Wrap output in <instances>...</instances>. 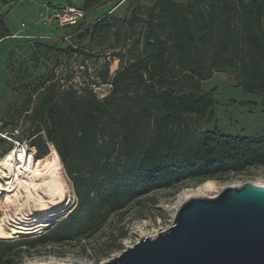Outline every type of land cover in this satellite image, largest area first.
Wrapping results in <instances>:
<instances>
[{
	"label": "trees",
	"instance_id": "16d2710c",
	"mask_svg": "<svg viewBox=\"0 0 264 264\" xmlns=\"http://www.w3.org/2000/svg\"><path fill=\"white\" fill-rule=\"evenodd\" d=\"M103 1L84 0L81 9L88 12ZM3 17L0 10V42L11 37ZM140 22L145 24V58L118 68L110 80V72L104 74L103 83L112 88L104 100L89 87L79 96L74 86L58 98L52 77L42 85L35 108L29 100L11 116L31 113L29 145L37 151L35 158L55 149L78 199L76 209L56 226L58 233L20 245L61 243L76 219L81 220L79 233L93 237L143 191L198 186L264 168V138L190 126L188 115L197 122L211 116L214 90L177 95L168 88L184 73L200 82L226 73L237 86L264 99V0H159L147 19L134 17L131 25ZM94 30H104L103 19ZM79 175L88 177L84 190ZM9 243L0 239V264L15 263Z\"/></svg>",
	"mask_w": 264,
	"mask_h": 264
},
{
	"label": "rangeland",
	"instance_id": "374dc122",
	"mask_svg": "<svg viewBox=\"0 0 264 264\" xmlns=\"http://www.w3.org/2000/svg\"><path fill=\"white\" fill-rule=\"evenodd\" d=\"M4 1L0 2V10L5 26L14 38L8 37L0 42V127L3 128L0 139L5 140L4 143L0 141V161L12 153L17 160L19 145H22L27 150L24 161L31 157L36 168L40 162L54 161L56 151L51 146L53 153L51 151L52 154L37 160V151L29 145L31 113L15 118L11 117L13 113L29 100L30 108H35L45 89L42 85L52 77L58 98L74 86L79 96L89 87L100 100H104L112 89L110 84L103 83L104 74L109 71L110 80L118 68L124 69L145 58L142 47L145 24L140 22L132 26L131 23L134 17L147 19L149 10L159 0H105L88 12L82 10L78 28L77 25L66 27L58 16L81 8L84 0ZM102 19L104 30L96 33L95 23ZM168 88L177 95L198 90L205 93L215 91L216 105L210 117L197 122L195 116H186L193 129L211 131L217 128L226 136L264 138V99L237 86L234 76L215 73L212 79L200 82L184 73ZM12 129L13 135L9 134ZM19 163L17 161V166ZM63 177L68 196L61 204L63 206L56 209L50 219L47 218L54 219L53 223L37 233L24 230L10 239H1L10 242L9 252L15 256L14 264H105L142 238L156 236L172 227L180 207L195 196L197 188L188 185L175 190L143 191L136 201L113 215L90 238L79 233L81 220L76 219L68 224V234L61 243H38L33 247L20 245L29 238L58 233L56 226L76 209L77 195L64 167ZM77 178L84 190L88 177L79 175ZM110 182L115 183L114 180ZM213 182L217 189L212 197L232 186L240 188L247 183L264 186V168H252ZM0 184L6 189L8 182L1 180ZM116 184L124 186L125 183L117 181ZM12 199L10 194H0V225H4L2 220ZM123 234L125 237L121 238Z\"/></svg>",
	"mask_w": 264,
	"mask_h": 264
},
{
	"label": "water",
	"instance_id": "95a60500",
	"mask_svg": "<svg viewBox=\"0 0 264 264\" xmlns=\"http://www.w3.org/2000/svg\"><path fill=\"white\" fill-rule=\"evenodd\" d=\"M105 264H264V186L194 196L174 224Z\"/></svg>",
	"mask_w": 264,
	"mask_h": 264
},
{
	"label": "bare ground",
	"instance_id": "6f19581e",
	"mask_svg": "<svg viewBox=\"0 0 264 264\" xmlns=\"http://www.w3.org/2000/svg\"><path fill=\"white\" fill-rule=\"evenodd\" d=\"M13 155L9 154L0 161V182H8L6 189L0 184V194L7 193L13 197L2 220L4 225H0V239H10L24 230L37 233L49 227L54 221L48 220L49 217L63 206L61 204L68 196L63 164L57 152L54 153V161L40 162L36 168L31 157L24 161L27 155L24 157L18 152L17 160ZM216 189L213 181H207L197 186L194 194L212 197Z\"/></svg>",
	"mask_w": 264,
	"mask_h": 264
},
{
	"label": "built area",
	"instance_id": "2783aa9c",
	"mask_svg": "<svg viewBox=\"0 0 264 264\" xmlns=\"http://www.w3.org/2000/svg\"><path fill=\"white\" fill-rule=\"evenodd\" d=\"M83 17V11L81 8L73 9L70 12H65L62 15L58 16L60 22L66 26H75L78 21ZM23 152V155H26L27 150L23 146H19L18 152Z\"/></svg>",
	"mask_w": 264,
	"mask_h": 264
},
{
	"label": "crops",
	"instance_id": "0c3cea01",
	"mask_svg": "<svg viewBox=\"0 0 264 264\" xmlns=\"http://www.w3.org/2000/svg\"><path fill=\"white\" fill-rule=\"evenodd\" d=\"M84 2V1H83Z\"/></svg>",
	"mask_w": 264,
	"mask_h": 264
}]
</instances>
